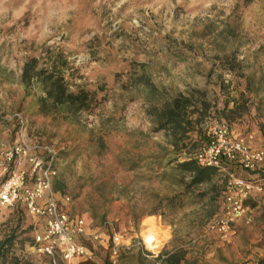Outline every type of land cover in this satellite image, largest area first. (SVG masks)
Listing matches in <instances>:
<instances>
[{"label":"rangeland","instance_id":"1","mask_svg":"<svg viewBox=\"0 0 264 264\" xmlns=\"http://www.w3.org/2000/svg\"><path fill=\"white\" fill-rule=\"evenodd\" d=\"M229 31L235 38H227ZM50 50L67 60L70 88L93 93L92 106L78 121L43 114L41 91L27 95L21 82L25 61L44 58ZM235 50L237 72L223 60ZM141 68L170 96L204 91L214 104L202 124L205 132L223 118L219 110L226 103L231 108L233 99L240 101L246 87L240 73L253 75L260 91L246 92L248 108L231 126L253 147L264 148V0H0V149L25 136L38 152L47 146L57 151V197L102 232L100 241L82 239L94 257L79 264H153L161 252L178 247L187 251L183 264H254L264 256V192L252 201L251 222H239L228 241L207 230L218 209L223 173L213 180L218 190L204 200L195 194L182 206L166 200L181 187L163 175L162 163L148 158L165 135L155 130L143 92L131 85ZM192 137L194 153L205 141L196 133ZM132 162L136 167L128 169ZM122 186L128 189L116 198ZM150 215L169 234L157 251L142 234V221ZM39 225L21 203L0 206V245L14 237L0 248L6 254L0 264H54L33 247ZM113 229L121 236L115 259L109 250ZM56 262L66 264L61 258Z\"/></svg>","mask_w":264,"mask_h":264},{"label":"built area","instance_id":"2","mask_svg":"<svg viewBox=\"0 0 264 264\" xmlns=\"http://www.w3.org/2000/svg\"><path fill=\"white\" fill-rule=\"evenodd\" d=\"M208 140L194 153L201 166L215 167L224 174V187L217 212L207 230L228 241L241 221L251 222L247 202L264 192V148L252 146L250 138L235 132L224 120L207 127ZM38 152L25 136L0 149V206L21 203L40 222L33 235V247L51 257L54 264L61 258L66 264L92 260L94 251L82 239H102V232L86 215H73L54 191L57 176V151L44 147ZM230 165L249 172L238 174ZM70 201L69 197L65 199ZM110 255L118 256L120 235L113 229Z\"/></svg>","mask_w":264,"mask_h":264},{"label":"trees","instance_id":"3","mask_svg":"<svg viewBox=\"0 0 264 264\" xmlns=\"http://www.w3.org/2000/svg\"><path fill=\"white\" fill-rule=\"evenodd\" d=\"M229 33L228 39L235 38L234 31H229ZM237 50L223 56L226 67L234 72H237L241 65V62L237 61ZM66 65L65 57L53 50L48 51L44 58L29 57L22 68L21 82L27 95L35 93L36 90L41 91L38 104L43 114L58 113L62 114L64 119L78 121V114L92 106L94 96L93 93L85 89L73 91L70 88L64 76ZM142 68L138 73L131 76V85L143 92L142 97L148 104L147 112L156 124L155 130H163L165 135V143H159V151L148 156V158L162 163L163 175L175 180L177 186L181 187L178 193L172 197H167L166 200L170 203L177 202L180 206L184 204L185 198L189 195L195 194L197 198L204 200L210 191L216 192L218 190V185L213 180L220 172L215 167L201 166L197 163L193 157L195 152L191 151L195 148L197 140L192 136L196 133L205 142L208 140V137H203L206 132L203 130L202 124L212 114L214 104L208 100L206 93L199 89L170 96L154 83L150 75ZM240 74L246 79L245 91L241 93L240 101L233 99V107L230 108L229 104L226 103L224 108L219 110L223 118L218 120H224L230 125L248 108L246 92L258 94L260 91L253 75ZM262 102L260 100V103ZM141 134L145 135L144 133ZM183 153L184 157L180 159ZM135 167L132 162L128 169ZM205 184L210 186L209 191L201 189ZM127 189V186L120 187L116 198L123 196ZM197 189H199L198 192ZM213 198L214 196L210 199ZM253 200L254 198L250 199L247 204L254 206ZM13 239L14 237L11 235L1 243L2 251ZM1 249L0 252H2ZM5 255V253H1L0 257ZM186 260L187 251L178 247L173 251L161 252L154 259L153 264H183ZM254 264H264V256L260 257Z\"/></svg>","mask_w":264,"mask_h":264},{"label":"bare ground","instance_id":"4","mask_svg":"<svg viewBox=\"0 0 264 264\" xmlns=\"http://www.w3.org/2000/svg\"><path fill=\"white\" fill-rule=\"evenodd\" d=\"M142 226V234L147 247L157 251L166 242L169 234L161 230L158 218L153 215L145 217Z\"/></svg>","mask_w":264,"mask_h":264}]
</instances>
